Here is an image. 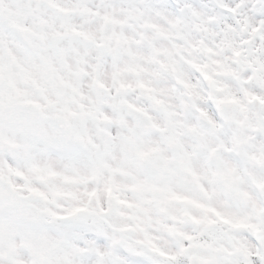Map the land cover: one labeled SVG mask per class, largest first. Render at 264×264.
Instances as JSON below:
<instances>
[{"label": "snow or ice", "instance_id": "snow-or-ice-1", "mask_svg": "<svg viewBox=\"0 0 264 264\" xmlns=\"http://www.w3.org/2000/svg\"><path fill=\"white\" fill-rule=\"evenodd\" d=\"M0 264H264V0H0Z\"/></svg>", "mask_w": 264, "mask_h": 264}]
</instances>
